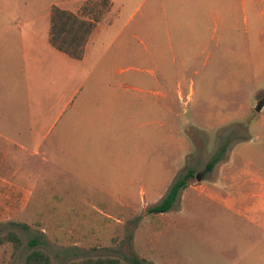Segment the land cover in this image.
<instances>
[{"label": "rangeland", "instance_id": "374dc122", "mask_svg": "<svg viewBox=\"0 0 264 264\" xmlns=\"http://www.w3.org/2000/svg\"><path fill=\"white\" fill-rule=\"evenodd\" d=\"M67 1L0 0V232L22 240L0 247V264H25L34 238L51 264H264V0H234L215 76L200 52H168L153 76L141 59L148 14L155 42L171 32L188 53L210 38L204 13L189 26L196 0L157 13L111 0L80 61L48 44L50 4L85 0ZM171 16L180 25L168 30ZM189 172L172 210L151 213Z\"/></svg>", "mask_w": 264, "mask_h": 264}, {"label": "crops", "instance_id": "0c3cea01", "mask_svg": "<svg viewBox=\"0 0 264 264\" xmlns=\"http://www.w3.org/2000/svg\"><path fill=\"white\" fill-rule=\"evenodd\" d=\"M60 3L61 0H58ZM69 1V0H68ZM67 1V2H68ZM86 1V0H85ZM84 1V2H85ZM84 2L82 3V5L84 4ZM111 2V9L108 13V17L104 18L100 23H98L96 29L94 30L93 34L91 35L87 45H86V49H85V54L84 57L81 59L83 60L85 58V56L87 55V52L89 50V45L92 43L93 41V37L95 36L96 31L99 28V24L101 23H105V21L108 20V24H110L109 22L111 21L110 18V13L112 11L113 8V3ZM151 2V5H149V9H148V13H157V10H159V8H164L166 6L165 0H148V3ZM234 2V0H206L205 3L201 0H196L193 5V11L190 14V18L192 19V21H190V28H194V29H198L201 28V21L202 20H198V18H200V14L204 13L205 14V25L207 24L210 30L207 32V35L210 37L209 39H205L203 41H199L197 42L196 40L193 43H189L187 46L188 49V53L187 52H182L181 51V47L182 45L180 43H178V41H174L172 40L171 37V32H169V37L167 40V43L165 44L164 41L165 39H157L155 42L154 38H151L150 33L148 32L149 30V19H152V15L147 16V20L146 23L143 26V31H142V39H141V59L142 61H144V63L146 65H151L149 66V68L147 69V73H149L151 76H153L155 70H159V66L161 65L159 62L162 61L163 58H165V56L167 55L168 52H170L175 58L176 56H181L182 54H186V56L184 57L185 59L188 60H193V56L194 58L197 57V54L200 52L201 54L206 55L205 58V63L204 65H206L209 69L207 70V75L208 76H215V75H219L221 74L222 70H223V66L224 63L226 62V47L224 46V36H225V32L224 29L227 27V25L229 24L227 22V20H225V18L228 17V13H230L231 9L233 8V5H236ZM57 3V2H56ZM57 3V4H58ZM172 6L173 7V1H171ZM175 3V1H174ZM53 3L50 4V12H52V8L54 6L57 5H53ZM81 5V6H82ZM241 5L243 7H245L246 5V1L245 0H241ZM80 6V8H81ZM63 10H69L72 12H79L80 8L78 11H74L71 9H68L65 7L64 3L61 6H57ZM190 7V6H189ZM199 7V8H197ZM175 17V16H174ZM174 17L171 16V20H166L165 21V28L168 30L174 29L175 27L179 26L180 24L178 22H176V20H173ZM50 18H51V14H50ZM206 28V27H205ZM49 30H50V25H49ZM48 36H49V31H48ZM49 38V37H48ZM48 44H49V40H48ZM50 45V44H49ZM51 46V45H50ZM52 47V46H51ZM185 47V46H184ZM54 48V47H52ZM56 49V48H54ZM57 50V49H56ZM59 51V50H57ZM61 52V51H59ZM63 53V52H61ZM65 54V53H63ZM66 56H68L67 54H65ZM188 56V57H187ZM69 57V56H68ZM187 57V58H186ZM69 59L73 60V61H80V60H76L73 59L71 57H69ZM198 72L195 70V74H197ZM181 84H179L178 90L181 89ZM128 89H131V87H128ZM136 89V88H135ZM137 90V89H136ZM143 93L147 94L150 93L151 95H159V94H155L151 88H148V91H142ZM181 92V91H179ZM192 92V91H190ZM158 100V99H157ZM153 100V105L155 104V106L157 107V110L159 109V102L158 101ZM259 104V102H256V106L255 109L257 107V105ZM264 110V106L262 108L261 111H257V112H262ZM158 113V112H157ZM255 196L257 198H264V190L259 191L258 193L255 194ZM214 196H211V198ZM224 201H226L227 207H230V203L228 198L224 199ZM238 213L240 214L241 211H238Z\"/></svg>", "mask_w": 264, "mask_h": 264}, {"label": "trees", "instance_id": "16d2710c", "mask_svg": "<svg viewBox=\"0 0 264 264\" xmlns=\"http://www.w3.org/2000/svg\"><path fill=\"white\" fill-rule=\"evenodd\" d=\"M111 9L110 0H86L79 12L63 10L57 6L52 8L49 30V44L57 50L67 54L69 57L81 60L84 57L86 45L104 17ZM220 156H215L207 165L208 171L219 162ZM192 172L187 173L183 178L175 180L167 195L161 202L149 209L151 213L162 214L172 210L181 192L187 188V181L192 176ZM6 243H11L15 247L22 245V240L14 231L6 234L0 232V247ZM40 244L37 239H32L29 246L32 250L26 256L25 264H51L52 259L49 254L36 249ZM71 264H150L138 257L129 259L120 258H85L80 262Z\"/></svg>", "mask_w": 264, "mask_h": 264}, {"label": "water", "instance_id": "95a60500", "mask_svg": "<svg viewBox=\"0 0 264 264\" xmlns=\"http://www.w3.org/2000/svg\"><path fill=\"white\" fill-rule=\"evenodd\" d=\"M263 106H264V102L262 101V102H260V103L257 105L256 110H257V111H261L262 108H263ZM197 178H198V180H200L199 177H197Z\"/></svg>", "mask_w": 264, "mask_h": 264}, {"label": "flooded vegetation", "instance_id": "af4514ba", "mask_svg": "<svg viewBox=\"0 0 264 264\" xmlns=\"http://www.w3.org/2000/svg\"><path fill=\"white\" fill-rule=\"evenodd\" d=\"M263 102H264V100H262ZM262 101H260V102H262Z\"/></svg>", "mask_w": 264, "mask_h": 264}]
</instances>
